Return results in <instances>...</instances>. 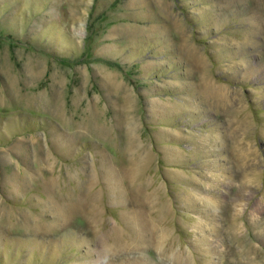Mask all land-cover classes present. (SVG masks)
Segmentation results:
<instances>
[{
  "label": "rangeland",
  "instance_id": "1",
  "mask_svg": "<svg viewBox=\"0 0 264 264\" xmlns=\"http://www.w3.org/2000/svg\"><path fill=\"white\" fill-rule=\"evenodd\" d=\"M0 264H264V0H0Z\"/></svg>",
  "mask_w": 264,
  "mask_h": 264
}]
</instances>
